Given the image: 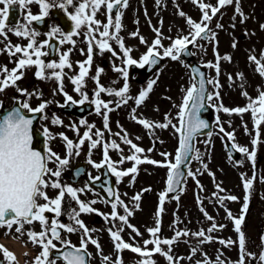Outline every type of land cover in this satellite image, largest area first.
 Instances as JSON below:
<instances>
[{"label": "rangeland", "instance_id": "rangeland-1", "mask_svg": "<svg viewBox=\"0 0 264 264\" xmlns=\"http://www.w3.org/2000/svg\"><path fill=\"white\" fill-rule=\"evenodd\" d=\"M140 1H132V13L126 19L128 22H135L133 26L128 24L129 29L127 35L131 43H138L136 38L130 36L131 33L137 32V36H144L145 40L148 41L140 49L139 60L145 55L146 50L152 46L154 40L158 38L156 35L157 31L160 33L159 39L161 40V45L156 50L164 56V51L172 45L175 39L190 34V26L186 23L188 18H191L195 22H200L202 19V13L198 4L194 5L192 0H153L152 3L148 2V0H142L143 8L146 9V17L148 18L147 23H145V18H142L140 13ZM203 1L212 6L216 4L214 0H200V2ZM251 2L255 3L256 7H250V13L246 12L247 18L243 13V17L246 18L245 20L242 19L243 17L237 16L235 3L227 5L222 15L213 18L209 22L211 30L209 40L200 42L198 39L193 46V52L195 53L197 61L204 66L216 64L217 56L221 57L218 76L214 67H207V69L209 71V79L217 80L219 84L218 88L214 84H211V91L214 97V110L220 117L219 122H217V131H219L220 126H223L227 130L226 133L232 134L234 139L229 140L228 135L219 131L221 136L214 133L211 136L197 141L196 153L189 168L193 175L187 177L185 190L181 194L173 199L167 200L165 205H162L163 211L159 215L161 217L160 232L157 233L156 237H152L148 229L156 226V219L158 218L156 214L160 208H158L160 206L159 198L166 189V182L170 172V169L166 165L175 162L178 150V135H175L171 129H168V132L172 134L170 139L169 135L163 129L152 127V135L159 142L157 146H153V140L148 137L145 131L146 128L143 125L134 126V124H130L131 126L124 130V134L127 135L126 138L143 149L137 156L140 159L153 160L157 163H142L136 165L139 173L125 179V187L120 200L125 206L130 204L139 205V211L135 212L134 208L130 210L132 215L128 217V223L135 227L141 235L136 236L131 228L121 225L123 227L121 233L123 236L121 238L129 244L143 248L145 240L155 238L172 239L175 237L177 231H187L190 235L177 238L176 242L170 246V252L169 246L161 245L162 251L169 252L173 256V264H197V262L204 260H209L211 264H217V257L224 264H237L241 255L239 243H237L239 234L235 231L232 222L228 218L226 209L231 212L233 217L238 218L240 215L241 199H243L244 195L243 179L253 181L252 187L249 189V216L246 225L245 223L241 224V232L245 237V251L251 254V256H245V264H249L248 262L253 257H256L255 260H252L253 262L261 264L258 257L264 252V246L262 247L259 244L262 229L264 235V123L261 122L258 126L259 135L257 137L255 135V121L251 110L243 113H225L223 111V108L230 110L245 108L250 101L258 99L260 91H264V77H261L256 71L257 65L249 60L250 56H255L261 63H264V28L261 27V25H264V0H253ZM157 3L162 5V10L158 11L156 9ZM181 11L185 13L184 17L179 15ZM124 21L121 20L122 28H124ZM217 24L222 25V27L218 28ZM212 33L215 34V39L211 38ZM242 34L245 35L244 39L240 38ZM233 44L236 46L233 47ZM224 56H229L231 59L224 60L222 59ZM157 75H159V78L156 80V83L153 85L152 90L148 93L140 108L141 118L148 120L153 125L160 124L165 120L164 112L167 109L170 110V114L173 112L177 114L183 105L187 89L193 83H196L190 74L187 63L181 59L172 60L170 57H165V64ZM229 77H231V80ZM217 92L219 93V98L215 97ZM245 92L247 96L244 95ZM31 101L30 106L32 107L37 101ZM67 123L76 126L78 132L82 131L80 127L86 124ZM123 123L133 122L130 117L124 116ZM42 125L51 127L50 117H47ZM172 125H177V120L174 121L172 119ZM102 127L99 130L101 132ZM128 130L130 133H127ZM49 135L52 136V133H49ZM254 138L257 140L255 145L252 144ZM80 139L81 136H73V140L77 142V145H79ZM225 141H231L237 147L247 148L249 153L256 147V155H262L263 158L262 169L260 170L262 172L261 175L255 177L253 176V172L251 173V170L248 169L249 153H242V158L237 163V166L232 161L230 162L224 148ZM119 144L124 149L130 150L126 156L131 155V151H134L130 145L124 142H120ZM73 147L72 152L74 155L76 145L74 144ZM49 150L60 158L67 157L66 153L57 152L56 148L52 149L51 144L49 145ZM197 156H199L198 159L196 158ZM256 161L257 159L255 157ZM56 165L57 163L53 158L50 169L54 170ZM205 165L207 166L206 168ZM46 178L48 181H53L54 179L52 176H46ZM129 182L134 185L130 190L126 186V183ZM133 190L141 193V197L137 202L136 200L129 202L132 197L125 196ZM44 191L50 199L57 198L47 188ZM227 196H235L237 200L231 201L223 199V204H221L218 197L222 199ZM78 199L83 203L89 201V197L84 195ZM38 201L40 204L46 203L42 198H38ZM201 209L208 216H211L213 220L209 221L206 219ZM110 213V210H104L102 212L108 218ZM109 219L112 222V219ZM109 219L103 225L95 224L90 226L87 236L84 235L79 227H74L76 231L71 233L67 232L64 241L72 244H81L82 239L86 241L90 239L98 240L100 249H97L90 242L87 243V248L91 253L92 263L105 264L103 256L110 257L111 261L114 262L117 252L114 248V242L110 237ZM180 219L182 220L181 222ZM213 223L217 226L222 225L224 227L220 228L219 232L217 230L211 233L207 232V229ZM5 228H0V235L2 234L4 236L3 238L9 239V229L5 231ZM30 228L36 229V226ZM94 228H96L95 231L93 230ZM201 230L205 231L206 236L212 237L211 242L202 243L200 239L191 235V233H196ZM161 231L164 235H161ZM25 236L27 235L19 236L15 234L13 236L15 240L21 243L18 247L22 248L24 244L30 246L31 242L24 239ZM220 240H231L234 243L225 247L219 243ZM147 248L151 250L154 246L148 245ZM192 249H197L194 255ZM34 250L35 248H31L30 246L28 250L25 248L19 251L18 256L25 258L24 263L26 264L25 253L32 254ZM122 255V264H139L144 259L130 250H124ZM150 259L154 261V264H169L166 257L160 254L153 255ZM14 264H17V262L15 261ZM55 264L63 263L55 262Z\"/></svg>", "mask_w": 264, "mask_h": 264}, {"label": "snow or ice", "instance_id": "snow-or-ice-1", "mask_svg": "<svg viewBox=\"0 0 264 264\" xmlns=\"http://www.w3.org/2000/svg\"><path fill=\"white\" fill-rule=\"evenodd\" d=\"M34 0H0V3H5L6 8L2 13H0V35L3 34V30L5 28V22L7 20V12L9 10L8 6L12 5H18V6H24L25 4L33 3ZM35 2L40 3L41 8L44 12V15L46 16L48 14L47 9L49 8V4L45 3L44 0H35ZM73 0H67L68 4H72ZM194 4L198 3V0H192ZM235 3V11L237 14H239L241 17H243V13L240 10L239 6V0H218V6H212L210 4H205L203 2H199L198 6L202 12V19L200 22H195L191 18H188L186 20V23L190 26V34L188 36H184L182 38H177L172 42V45L168 47L163 55L165 57H170L172 60L179 59V53L186 52L188 45L192 44L195 45L196 40L199 39H208V23L213 19V17H216L217 13L220 11L221 8H223L226 5H232ZM106 5L107 13H109L108 16V23L103 25V31L100 33V36L104 39H101L98 42V47L101 51H109L112 52L111 47L109 46L108 40L113 39L116 40L119 43L120 49L123 52V56L125 58L124 62L127 65H136L137 61L132 59L129 55L131 49L125 48L123 40L118 35H112L110 34L109 29L111 27L115 28L116 33H119L121 30V14L117 11L115 13V20L112 19V13L114 8L117 6H123L127 7L128 3L127 0H85V2H82L79 4L78 8L76 9V14L71 16V19L75 21V27L76 29H80L82 26H87V33L90 34L93 29L92 25L95 24L97 27H99V22L94 19L97 10L102 6ZM61 8L64 7L63 4L59 5ZM91 6L92 11L90 14L86 13V9ZM181 17L185 16V13L182 11L179 13ZM42 16H33L29 15V22L31 21H39L42 20ZM243 22V20H242ZM217 27H222V25L217 24ZM262 28H264V25H261ZM16 36H25L28 37L31 42L27 44L26 47L22 48L21 46L17 45L14 48V51H9L10 56H14L17 53H22V57L17 62V66L11 70L7 69L6 67L0 69V73H3L4 76L2 79H0V91H3L5 88H8L10 86H15L16 82L20 79H22V73L18 74L20 70L35 65L37 66L38 70L36 71L35 75L38 78L43 79L45 69H60V72H53L52 76L57 80H62V70L65 67H71V64L67 62V54H64L61 57V60L59 63H48L44 64V62L40 59L41 56L46 55V53L42 52L40 50L41 46L35 45V40L32 39L36 35V33H29L26 29L18 28L15 31ZM133 36H137V33H132ZM157 39L154 40L151 47L148 48L147 54L141 57V60L139 62V67L143 68L145 65L148 64H156V59H153V57H157L159 54L154 51L158 46L161 45V40L159 39L160 33L159 31L156 32ZM212 39H215V34L212 33L211 35ZM69 41L71 40V37H67ZM141 43H145V40L143 37H140ZM233 47L236 45L233 44ZM31 50V51H30ZM88 60L85 62L88 65L92 63V46L90 43L89 49H88ZM112 54L115 56L116 53L112 52ZM191 54V53H188ZM33 56H35V59H33ZM221 57L217 56V62L216 64H208L205 65L209 68H215L217 76L220 72L219 67V61ZM222 59L224 60H230L231 57L224 56ZM249 60L252 61L257 65L256 71L259 73L261 77H264V63H261L260 60H258L255 56H250ZM80 72L79 75L72 78L71 82L76 85L75 90L77 92H80L84 77L88 73V69L85 67L84 63H81L79 65ZM116 71H122V69H115ZM100 71H97L96 81L98 86V91L95 92V95L97 97L96 100L93 101V103L96 105V112L98 114H101V108L112 111L111 108H109V104L100 100L99 96L101 93L107 92L108 95H115L116 97H120L123 103H127L128 99H131V97H127L126 93L128 92V84L125 83L123 88H121L118 91L113 92L110 89H105L102 86H99V74ZM123 75L125 78L128 77V72L123 71ZM199 80L198 83H193L186 91V96L183 101V105L181 107V128H177V131L182 132L180 137V147L175 157V163H170L166 165L171 171L168 175V192L174 191V186L176 184H179V180L177 177H180L183 175V173L180 171L181 165L189 160V153L192 151V145L191 141L193 139V136L200 131L202 128H207L208 125L203 121L202 119H199L197 116V112L205 107V99L208 101L213 100V95L209 94L207 97H205V78L204 74L198 72ZM231 80V77H229ZM153 82L149 83L147 86V90L141 91L139 96L135 99L136 105H141L146 97L148 96V93L152 90ZM208 84H214L217 88L219 87L217 80H207ZM61 91L63 90V86L61 84ZM245 96H247V93H244ZM216 98H219V93L217 92L215 94ZM88 99L86 95H84V98L79 101L80 104H84L85 101ZM66 101L76 103L72 100L71 96H66ZM117 107L120 106V102L117 101ZM191 105L192 111H188L189 106ZM47 107V103H41L37 108L33 109L30 107L28 103H22L18 108L13 109L12 111L8 112V114L4 115L2 118H0V227H6L9 229V231L13 228V225H17L15 227V233H17L19 236L27 235L28 241L33 243L34 245L38 244L42 251L40 255H38L33 264H55V261L49 260V254L50 249H55L56 245L53 243V240H59L64 245V247L69 248L71 250L69 251H60L57 249V251L60 252V258L64 261V264H86V249H87V243L90 242L93 245L96 246L97 249H100L99 243L94 240L90 239L89 241H86L82 239L81 241V247L74 248L71 246L68 242L63 241L61 237V233L58 231V229H64L67 232L71 233L75 231L76 229L73 226H65L63 224L58 223L57 220H52L50 225L48 220L46 219L45 213L48 212H54L55 215L58 217L61 214V203L62 199L64 198L65 194H68L71 196L73 200L77 202L79 205V209L73 210L72 218L75 220L76 225L79 226L80 229L83 230V233L85 236L88 235L89 229L84 225V223L78 219L81 213H92L96 211L91 205H94L97 203L96 200H92L89 203H83L80 202L77 197V190L73 189L72 187H62L61 184L58 182V180L55 181H48L45 179L46 176H52L59 178L61 176V171L63 170V167L69 163V160L67 158H60L55 153L51 152L49 150L48 155H42L41 152L35 151L33 149V137L31 133L32 125H33V118H28L23 112V110H27L28 113H43L45 108ZM251 110L255 124L259 126L261 122H264V91H260L258 95V99L254 101H250L247 107L245 108H236L233 110H230L228 108H223V111L225 113H243L246 111ZM258 114V118H257ZM188 116L189 119L186 121L185 116ZM134 120L136 119L135 116L132 117ZM103 119H104V126L105 128L108 127V116L107 112L103 113ZM138 123L142 124L144 128H167L169 125L160 123V124H151L148 120L140 119L137 120ZM52 123L59 124L61 121L59 119H53ZM81 124H84L85 121L81 120ZM94 125L88 126V131H85L83 133V137L79 140V145H83L86 140L91 141V148H96L97 145L100 143L99 140H93L92 138V128H94ZM222 132L224 131L223 128L220 129ZM45 135L48 136L49 133L47 129H45ZM118 135V134H117ZM228 135L229 140L234 139L232 134L226 133ZM95 136L97 137H103V132L97 130L95 132ZM61 138L67 142V148L68 153L71 155V149L73 147V142L69 140L66 136H63L61 134ZM123 142L125 144H128L131 146L132 149H134L135 153H141L143 149L139 148L137 145L133 144L131 140L127 139L125 137H121ZM257 143L256 139H253L252 144L255 145ZM77 145V147H79ZM111 147L113 149H119V145L116 144L115 141L112 142ZM104 148V160L108 162V167L111 170V172L116 177H123L128 176L129 173H136L137 168L133 166L132 168L128 169L127 171H117L116 168L113 166V164L109 161L108 156V144L103 145ZM232 148L236 149L240 153H249V150L244 147H237L236 144H232ZM79 154L78 152L76 153ZM256 153L255 151H252L249 153V159L252 161H255ZM55 159V162L58 164V167L56 170H52L48 168L47 164L52 159ZM197 159L199 156L196 157ZM124 159L131 160L135 162V165H139L142 163H149V164H155L156 161L153 160H146V159H140L137 155H131L128 157H121V162H123ZM91 163V161H89ZM96 168L103 167L102 164H96L94 165ZM207 166L205 165V168ZM189 176H192L193 173L188 172ZM96 179H99L98 177ZM252 180H246L244 182V189L246 193L249 189L252 187ZM51 187L53 189H59V193L57 198L50 199L47 194L45 193L44 189ZM109 197H114L115 202L111 204L112 212H111V219L113 221H119L123 226H126L128 228H131L132 232L136 234V236L141 235V233L133 227L130 223H128V217L132 215L131 211H128L127 206L123 205V202L120 200V197L117 193L113 192L111 188L106 189ZM221 191H223L221 189ZM166 193H162L160 195V208L157 211V217H159L160 213L163 211L162 205L165 200ZM38 198H42L46 203L44 204H38L37 200ZM136 201H139L140 195H137L133 198ZM221 204H223V199L235 201L237 200V197L235 196H227L225 198H219ZM248 196L246 195L244 198V205L242 208V212H245L248 208ZM121 205L124 207V211L126 215H119L116 211L117 206ZM136 207L138 208L139 205L137 204ZM202 212H204L203 209H201ZM226 214L229 219L233 221L235 231L239 234L238 235V242H239V249H240V260L237 262V264H245V256H251V254L246 253L245 251V237L244 234L241 232V224L243 223V216L241 215L239 218L233 217L230 211H227ZM204 215L206 219L209 221L213 220L211 216H208L206 212H204ZM105 219H108L106 216ZM34 221H39V223L44 227V230H42L39 233L28 231L24 232V225L25 224H31ZM224 226H217L216 224H212L211 227L207 229V232L211 233L216 231L218 228H222ZM123 231V227L118 228L116 231H112L109 229L111 240L114 242V248L117 252V254L121 253L124 250H130L133 253L138 254L140 257L144 258L142 259L139 264H154V261L150 259L154 254H160L166 257V259L169 261V264H173V256L169 254L171 248L170 246L173 245L177 238L181 236H189L190 233L187 231H177L175 233V237L172 239H148L144 241V247L140 246H134L133 244H129L125 242L121 238V232ZM51 233V238H48V233ZM148 232L152 237H156L157 233L160 232V221L159 219L156 220V226L153 228L148 229ZM7 234V233H6ZM191 235L197 237L200 239V241L203 242H211L212 237L206 236L205 231L201 230L196 233H191ZM220 244L224 245L225 247L230 246L234 242L231 240L225 241L220 240ZM148 245H153L154 248L149 250L147 248ZM161 245H167L169 246V252L162 251ZM197 249H192L193 255L196 253ZM25 255H27L25 253ZM0 256H2V259H0V264H3V261H7L8 264H14L16 257L14 253L11 251H8L5 249L2 245H0ZM256 257H253V260H255ZM259 261L261 264H264V252H262L259 257ZM103 260L105 264H122L121 259L119 258V255L117 256L116 260L113 262L111 261V258L108 256H103ZM197 264H211L209 260H204L201 262H197ZM217 264H224L223 261H220V258L217 257Z\"/></svg>", "mask_w": 264, "mask_h": 264}, {"label": "flooded vegetation", "instance_id": "flooded-vegetation-1", "mask_svg": "<svg viewBox=\"0 0 264 264\" xmlns=\"http://www.w3.org/2000/svg\"><path fill=\"white\" fill-rule=\"evenodd\" d=\"M45 3L49 4V8L47 9L48 14L45 16L44 12L41 8L40 3L34 2L30 4H25L24 6H18L21 14L20 19L16 25L11 26H5L3 30V36L4 40L7 43L5 45L6 48H11L12 51H14L15 46L19 45L22 48L26 47L28 43L31 42V40L28 37L25 36H16L15 31L18 28L26 29L29 33H36L32 39L35 40L36 46H41L40 50L46 55H43L40 57V59L44 62V64L48 63H59L58 55L61 52H70L73 47L77 48V46H82L89 49L90 43L92 46V49L98 50V42L101 39H104L100 36V33L103 31V25L108 23V15L105 10L106 5H102L96 12V15L94 19L99 22V27L97 25L93 24L91 27L93 31L90 34H86L88 29L87 26H82L80 29H76L75 27V21L71 19L72 15L76 14V9L78 8L79 4L82 2H85V0H73L72 4H68L67 0H44ZM63 4L64 7L61 8L59 5ZM6 8L5 3H0V13L4 11ZM92 11V7L89 6L86 9V13L90 14ZM121 12V7L119 10V13ZM29 15L33 16H42L43 19L39 21H31L29 22ZM2 18V17H0ZM114 19V18H113ZM65 21V23L63 21ZM66 28L73 30L72 32L66 31ZM110 34L112 35H118L123 41V35L119 31V33H116L115 28L112 27L109 29ZM1 35V36H2ZM71 37V40L69 41L66 39L67 37ZM54 44H51V43ZM57 49V55L55 57L50 56L51 50L54 48L55 44H58ZM109 46L116 48V55L115 57L122 58L123 53L121 52L119 48V43L116 40L109 39L108 40ZM54 50V49H53ZM31 51V50H30ZM17 56L22 57V53H17L14 56H11L13 60H16ZM33 59H35V56H33ZM18 61H16L17 63ZM108 61L105 59L98 60L93 63V65H90L88 68L90 69L91 73H94L96 68L103 69L104 65L107 64ZM14 63L11 66V69L15 68L17 65ZM124 64V62H123ZM96 65V67H93ZM106 69V68H105ZM38 70L37 66L32 65L28 66L18 74L22 73V79L18 80L16 82L15 86H10L8 88H5L3 91H1L2 95L0 96V99L9 100V99H20V101L23 100H40L43 99V95L50 94L51 91H53L55 94H58V89L54 87L55 84V78L52 76L53 72H60V69H45L44 78H38L35 73ZM108 73V71H107ZM113 75H115V72H112ZM96 79V78H94ZM89 78V81L84 84V87H87L93 83V80ZM99 79V86L104 87L107 89L108 87L110 89L117 88L114 85L110 86L113 81L118 80V77H106L104 79ZM108 80H111L112 82L108 84ZM96 89H89L84 95L88 97L87 100H96L95 95ZM84 95L81 98H75L76 100H82L84 98ZM6 103V102H4ZM1 105V102H0ZM93 155V151L90 153ZM117 151L115 149L110 150L111 155V162H114L115 159L117 162H119V156H117ZM72 164L69 162L67 165L63 167V170L61 171V176L57 178L58 182L61 184L62 187H72L73 189L78 191L82 190H90L94 192L98 197L101 195L96 192L95 190H91L89 188V185L87 184L86 178L79 179L77 184H72L70 182V172H71ZM88 173L92 177H96L98 175L97 168L92 165V163L88 162ZM115 186L117 188V194H119V178L116 177L115 180ZM58 192L59 189H56ZM4 264H7L8 262L5 260L3 261Z\"/></svg>", "mask_w": 264, "mask_h": 264}, {"label": "water", "instance_id": "water-1", "mask_svg": "<svg viewBox=\"0 0 264 264\" xmlns=\"http://www.w3.org/2000/svg\"><path fill=\"white\" fill-rule=\"evenodd\" d=\"M191 67H192V69H193V72L195 71L196 75L198 76V73L196 72V70L198 71V68L196 67V65L193 64V65H191ZM198 72H199V71H198ZM205 111H207V109H205ZM30 118H31V117H30ZM33 121H34V120H33ZM203 129H204V128L200 129L199 132L204 131ZM199 132H197V133H199ZM31 133H32V135H34V134H35V130H34V129H31ZM36 133H37V132H36ZM32 146H33V149H34L35 151H39V152H41V154H42V152H43V139H41V136H40L38 139H36V140L34 141V143H33ZM192 152H193V145H192V151L189 153V160H190V158H191V154H192ZM189 160L185 161V162L181 165L180 171L183 173V175L180 176V177H177V179H178L180 182H179V184H176V185H175L174 191L170 192V195H172L175 191L179 190V189L182 187V181H183V179H184V177H185V175H186V172H187V163H188Z\"/></svg>", "mask_w": 264, "mask_h": 264}]
</instances>
